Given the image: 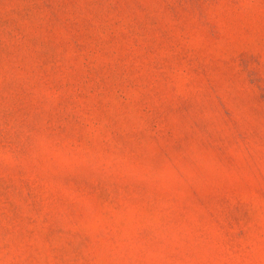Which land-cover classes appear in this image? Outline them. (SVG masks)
Masks as SVG:
<instances>
[{
    "label": "rangeland",
    "instance_id": "374dc122",
    "mask_svg": "<svg viewBox=\"0 0 264 264\" xmlns=\"http://www.w3.org/2000/svg\"><path fill=\"white\" fill-rule=\"evenodd\" d=\"M0 264H264V0H0Z\"/></svg>",
    "mask_w": 264,
    "mask_h": 264
}]
</instances>
